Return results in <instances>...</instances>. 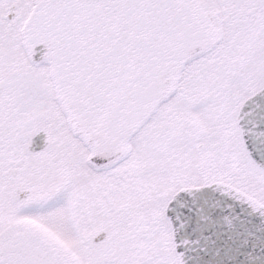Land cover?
<instances>
[{"label":"snow or ice","instance_id":"6c2138e0","mask_svg":"<svg viewBox=\"0 0 264 264\" xmlns=\"http://www.w3.org/2000/svg\"><path fill=\"white\" fill-rule=\"evenodd\" d=\"M0 264H264V0H0Z\"/></svg>","mask_w":264,"mask_h":264}]
</instances>
